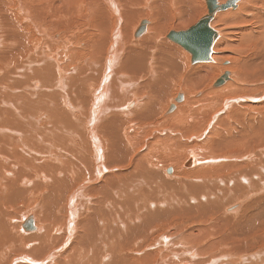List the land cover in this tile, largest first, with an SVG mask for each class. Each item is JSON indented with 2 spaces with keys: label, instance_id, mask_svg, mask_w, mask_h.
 <instances>
[{
  "label": "bare ground",
  "instance_id": "bare-ground-1",
  "mask_svg": "<svg viewBox=\"0 0 264 264\" xmlns=\"http://www.w3.org/2000/svg\"><path fill=\"white\" fill-rule=\"evenodd\" d=\"M204 3L0 0V264H264V210L249 214L264 203L228 214L243 203L223 206L220 196L264 188V0L218 11L214 20L239 6L222 38L211 24L212 61L192 65L188 51L159 36L195 25L209 12ZM150 12L154 23L133 41L137 18ZM243 47L252 53L236 52ZM182 77L184 100L173 94L164 107ZM189 85L205 93L194 98ZM127 91L146 99L124 103ZM167 190L176 194L169 201ZM206 195L215 196L209 207L192 210ZM161 198L167 209L152 211ZM184 219L198 226L180 242L188 250L172 244L168 258L173 240L157 228ZM203 227L214 235L204 243Z\"/></svg>",
  "mask_w": 264,
  "mask_h": 264
},
{
  "label": "rangeland",
  "instance_id": "rangeland-1",
  "mask_svg": "<svg viewBox=\"0 0 264 264\" xmlns=\"http://www.w3.org/2000/svg\"><path fill=\"white\" fill-rule=\"evenodd\" d=\"M199 3H202L203 2V4H205L204 3V0H197ZM239 7V6H238ZM238 7H237V9H238ZM237 9H230V10H228V11H225V12H222L221 14L219 13V15L216 17V19L214 20V22H215V27L216 28H218L219 29V32H221V38L224 36V34L222 33V29H223V26L225 25L224 23H223V21H225V20H228V21H231L232 23H234L233 21H236L235 20V18H237L236 16H235V11L237 10ZM149 15L150 16H144V17H142V16H140V17H138L137 18V21H138V25H139V23L142 21V20H150V22L153 24L154 23V21H153V16L151 17V15H154L152 12H150L149 13ZM202 16V15H201ZM200 16V17H201ZM199 17V18H200ZM142 19V20H141ZM238 21V20H237ZM172 22H174V21H171V23ZM177 24H179V22L178 21H175ZM150 23V24H151ZM170 24V23H169ZM168 24V25H169ZM224 24V25H223ZM236 24V23H235ZM171 30H173V29H171ZM170 31V30H169ZM147 34V32L145 33V34H143L139 39H136L135 40V38L133 37V41H141L142 40V38L145 36ZM164 36L166 35V33L165 34H163ZM164 36H162V35H160L159 36V39H160V41L161 42H163L164 40H168L169 42H171V43H173V44H175L176 46H178V48L180 49L181 47L178 45V44H176V43H174V42H172V41H170L169 39H166V37H164ZM220 38V39H221ZM182 49V48H181ZM249 49V48H248ZM247 49V47H243V48H241L240 50H237L236 52L237 53H239V52H248V51H250V49L248 50ZM216 50V49H215ZM246 52V53H247ZM249 53H252L251 51L249 52ZM232 55V54H231ZM238 55V54H237ZM234 60L236 61L237 59H233L232 61H231V65H237V62H235L234 63ZM226 65H228L229 64V62L228 63H225ZM62 65H66V63L65 62H63L62 63ZM186 66V69H187V71L189 72L190 70V68H192L193 66L191 65V63H189L188 65L186 64L185 65ZM63 68H65L64 66H62ZM71 70V69H70ZM235 71H237V69H234ZM66 71V70H65ZM234 72V71H233ZM180 79V80H179ZM179 79H173V81L174 82H172V86H171V90L168 92V94L165 96V98H164V100H163V102H162V105L165 107L166 106V104L167 103H169V100L171 99V96L174 94H178L179 92H183L184 93V91H181L182 90V84H184L185 83V80H183V77L182 78H179ZM179 80V81H178ZM181 81V82H180ZM175 85V86H174ZM177 88V89H176ZM190 88V90H188L190 93H192V92H194L195 94L192 96V97H194V98H197V97H199V96H197L198 94H202V92H204L205 93V89H203V88H199V86H197V85H189L188 86V89ZM199 88V89H198ZM203 89V90H202ZM59 91L60 92H62L60 89H59ZM179 91V92H178ZM132 91H130L129 93H128V91H127V93L125 94V95H127L126 97H125V100L126 101H124V103H128V102H132V101H135V102H143L145 99H146V97L145 96H133L132 95V93H131ZM62 94H63V92H62ZM130 94V95H129ZM173 95V96H174ZM238 95H249V96H252V94L250 95V93L248 92L247 94H244V93H239ZM136 97V98H135ZM173 98V97H172ZM129 99V100H128ZM170 104V103H169ZM168 104V105H169ZM136 106V104H134L133 106H131V107H127V109H125V110H130V109H132V108H134ZM170 106V105H169ZM241 107H244V109H246L247 107L245 106V105H242ZM167 108H168V106H167ZM166 108V109H167ZM258 114V112H254V114ZM243 117V118H242ZM247 116L245 115V114H243V116H242V114H241V116L239 115V119H243V121L245 120L244 118H246ZM73 118H74V116H73ZM241 119V120H242ZM254 119V118H253ZM74 120H76V118H74ZM247 120H245V122H246ZM253 122H254V120H252ZM244 122V123H245ZM244 125V124H243ZM263 127H264V125H263ZM163 136H164V134H162ZM164 138H162V141L164 142V144H165V139L163 140ZM161 141V143H163ZM167 143H169L168 141H167ZM158 143L157 142H154V145L153 146H155V145H157ZM192 144H195V142L194 143H192ZM159 145V144H158ZM153 148V147H152ZM53 149V148H52ZM147 150H148V148H147ZM62 151V150H61ZM61 151H60V153H61ZM145 151H146V149H144L142 152H138V154L139 155H143L144 153H145ZM199 152H201L202 153V151H200L199 150ZM64 155H67V154H65V153H63ZM24 156H27V154H23ZM23 160H24V158H23ZM26 160V159H25ZM46 161H41L40 162V167H42V169H45V170H48L49 169V167H50V165H49V163L47 162V159H45ZM61 160H62V158H61ZM26 161H28L29 162V160H26ZM53 161H54V163L58 166V165H60L61 164V162H55V159H53ZM170 168H172V167H170ZM186 168V167H185ZM167 169H169V167L167 168ZM186 169H191V168H186ZM192 171H194V170H192ZM168 175H171V174H168ZM174 176V174L172 175V177ZM171 177V176H170ZM187 178V177H186ZM189 179V180H188ZM262 179H263V182H264V177H262ZM176 180L177 181H179V183H182V184H184L186 181H188V183H189V181H193V179L192 180H190V178H187V180L185 181V180H183V179H179V178H176ZM184 181V182H183ZM196 183V182H195ZM260 185H261V183H260ZM259 185V186H260ZM261 187H262V185H261ZM261 187H256V189L254 190H248V189H244L243 191H241V192H237L235 195H232L230 192H227V193H219L220 194V196H222V198L221 199H223L224 201H223V206H229V203H228V201H233L234 200V198H236L235 200L237 201V203H239V201H240V203L242 202L243 204L240 206V207H238L239 209H237V210H235V211H233V212H227L228 214H231V213H234V212H236V211H238V210H240V212L238 213V214H243L246 210H247V208H248V206H251V202H252V206L254 205L255 207H257V205H259V204H262V203H264V188H262L263 190H260L261 189ZM258 188V189H257ZM256 190H258V192L256 191ZM170 191V190H169ZM169 191L167 190V192H162V194H163V196L164 197H167L168 198V201L170 200V198L172 197L171 196V194H173V197L176 195L175 193H174V191L172 190L170 193H169ZM192 191L195 193V194H197V193H199L198 191H195L194 189H192ZM251 191V192H250ZM253 191V192H252ZM249 194V196H248V194ZM257 192V193H256ZM165 193V194H164ZM247 195H246V194ZM161 194V195H162ZM188 193L187 192H185L184 191V193H183V195L185 196V195H187ZM225 194V195H224ZM227 194H229V195H227ZM231 194V195H230ZM241 194H243V195H241ZM251 194V195H250ZM202 195H203V193L201 194V196L200 197H202ZM205 195V194H204ZM203 195V196H204ZM246 195V196H245ZM259 195H260V198H259ZM262 195V196H261ZM163 196H161V197H163ZM211 196V197H210ZM210 196H207L206 195V198H207V200H205L204 198H200V200L199 201H197V202H195V201H192V202H190V204L192 205V206H194L193 208H192V210H194V208H197V209H199V207L198 206H201V205H204V207H205V203H207V205L206 206H208L209 207V203H212L213 201H214V199H215V196H213V198L214 199H212V195H210ZM228 196H230V197H228ZM232 196H235V197H232ZM258 196V197H257ZM172 197V198H173ZM243 197V198H242ZM255 197V198H254ZM263 197V199L261 200V201H259V202H257L259 199H261ZM199 198V197H198ZM209 198H211V200L212 201H210V199ZM228 198V199H227ZM232 199V200H229V199ZM249 198V199H248ZM253 198V199H252ZM257 198V199H256ZM243 199V200H242ZM248 199V200H247ZM174 200V199H173ZM209 200V201H208ZM228 200V201H227ZM247 200V201H246ZM164 201H166V199H162L161 198V203L163 204L164 203ZM201 201V202H200ZM202 201H203V203H202ZM236 201H235V203H236ZM199 202H200V204L201 205H198L199 204ZM248 202V203H247ZM257 202V203H256ZM161 203H159V204H154L153 206H152V211L153 210H155V209H158V206L162 209V207H166V202L164 203L165 204V206L164 205H162ZM233 204H234V202H232ZM231 202H230V204H232ZM169 204V203H168ZM168 204H167V206H168ZM189 204V203H188ZM246 204H247V206H246ZM256 204V205H255ZM185 206H187V204H184ZM262 206V207H261ZM261 206H259L258 208H257V211H256V208L254 209V211L253 212H251V213H249V214H251V216L253 215V216H258L259 217V215L263 212L262 210H264V204L263 205H261ZM159 208V209H160ZM165 209H167V208H165ZM259 209V210H258ZM162 210H164V209H162ZM210 211H213V210H210ZM209 211V212H210ZM244 211V212H243ZM261 211V212H260ZM255 212H256V214H255ZM257 212H259V213H257ZM212 213L213 212H211L209 215H212ZM246 213V212H245ZM77 214H78V212H77ZM257 214H259V215H257ZM76 215V214H75ZM209 215L207 214L206 216L207 217H203V218H205L206 220V222L207 223H210L211 222V218H213V216L212 217H210L209 218ZM222 214H220V216H221ZM240 215H236L235 216V218H233V219H238V217L237 216H240ZM195 216V215H194ZM227 216V215H226ZM76 218V220L78 219V216H75ZM193 216H189V217H186V218H188L189 220H191V219H193L192 218ZM257 217V218H258ZM174 218V217H173ZM173 218H170L171 220H174L175 218H177V220H180V217H175L174 219ZM202 218V220H204ZM208 218V219H207ZM188 219L186 220V219H184V220H182L181 222L183 223V225H185V224H187L188 226H186L185 225V227L182 225V223H180V221L179 222H176V221H174V222H176V223H174V222H170L169 220H168V223L166 222V221H162V222H160V223H163L164 222V224L166 225L165 227H166V230H165V227H164V224H161L160 226L163 228H157V231L160 233V234H162L163 232H166L165 233V235H166V238L167 239H169L170 241L171 240H173V241H171L170 243H169V245H168V249H169V247L170 248H172V244H174V252H176L177 250L176 249H178L179 251H181V249H185V250H188V249H186L185 247H184V245H181V241L184 239V238H187V233H190L189 231H191L192 229H193V227L195 228V226L198 224V222L195 224V223H193L192 221H188ZM210 221V222H209ZM166 222V223H165ZM169 222L171 223V224H169ZM159 223V224H160ZM169 224V225H168ZM173 224H175V225H173ZM177 224H179L180 225V227H176L177 226ZM194 224H195V226H194ZM211 224H214V223H211ZM163 225V226H162ZM159 226V225H158ZM198 226V225H197ZM187 227V228H186ZM190 227V228H189ZM208 228L209 227H211L212 228V225L211 226H207ZM168 228V229H167ZM179 228H180V230L182 229V231L181 232H179L180 230H179ZM205 227H203V229H204ZM206 229V231H208L209 229ZM210 228V231H208V232H202V234H201V236H204V237H201L200 236V240L202 241V243H204L205 242V240L207 241V240H210L211 238H213V236L216 234V231H215V229H211ZM171 229H173V230H171ZM184 229V230H183ZM229 230V228L227 227L226 228V230ZM162 230H163V232H162ZM168 230V231H167ZM178 230V231H177ZM211 230H212V232L214 233V235L212 236V235H210V234H212V232H211ZM155 232H156V229H155ZM178 232V233H177ZM184 233V234H183ZM205 233H207L206 235H205ZM210 233V234H209ZM169 234H171V235H169ZM176 234V235H175ZM182 234H183V236H182ZM209 234V235H208ZM167 235L168 236H170V237H167ZM208 235V237H209V239H206V236ZM177 237V238H176ZM176 238V239H175ZM205 238V239H204ZM164 237H161L160 238V242H163L164 241ZM181 239V240H180ZM203 239H204V241H203ZM180 240V241H179ZM174 242V243H173ZM176 243V244H175ZM180 243V244H179ZM65 244H67V245H71V242H70V244H69V241L68 242H65ZM191 244V243H190ZM170 245H172V246H170ZM180 245V246H179ZM177 246V247H176ZM157 248H158V246H157ZM181 248V249H180ZM188 248V247H187ZM190 248H191V245H190ZM189 248V249H190ZM169 251H170V249L169 250H167L166 251V255H167V257L169 258V256H170V254H169ZM173 251V250H172ZM63 252V251H62ZM61 253V252H60ZM59 253V254H60ZM19 254V255H18ZM16 255H17V257L19 256V257H21L22 256V253L20 252L19 253V251H18V253L16 252ZM169 255V256H168ZM155 258H153V260H151V259H149V260H146L145 262H146V264H154L155 262V260H154ZM209 259V258H208ZM235 258L233 257L232 258V260H234ZM216 260H218V259H216ZM141 261V260H140ZM210 261V260H209ZM152 262V263H151Z\"/></svg>",
  "mask_w": 264,
  "mask_h": 264
},
{
  "label": "water",
  "instance_id": "water-1",
  "mask_svg": "<svg viewBox=\"0 0 264 264\" xmlns=\"http://www.w3.org/2000/svg\"><path fill=\"white\" fill-rule=\"evenodd\" d=\"M219 0H207L208 14L202 17L195 25L191 26L186 31H170L167 38L170 41L180 45L186 51L191 54L192 65L198 63H208L212 61L213 47L218 38V33L214 31L211 24L218 11L227 10L228 8H235L238 0H227L226 3L220 5ZM148 20H142L135 31L134 38L139 39L147 30ZM230 73L225 72V75L219 78L214 87L223 85L228 79ZM184 100L183 94L179 93L176 102H182ZM175 105H171L168 113L174 112ZM186 165L189 167L191 162L188 161ZM172 173V169L169 170ZM26 230L34 229L32 221H28L25 224Z\"/></svg>",
  "mask_w": 264,
  "mask_h": 264
}]
</instances>
